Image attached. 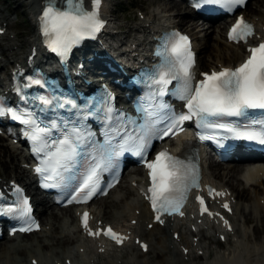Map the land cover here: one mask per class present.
I'll return each mask as SVG.
<instances>
[{"label":"snow or ice","instance_id":"1","mask_svg":"<svg viewBox=\"0 0 264 264\" xmlns=\"http://www.w3.org/2000/svg\"><path fill=\"white\" fill-rule=\"evenodd\" d=\"M102 2L92 0V8L88 9L84 0H48L41 14V31L48 49L66 58L84 40L94 39L105 24L99 11ZM245 2L201 0L196 6L218 5L232 11ZM254 33V25L241 16L230 30L229 37L236 42H247ZM248 51L250 55L239 66L203 73L204 78L194 83L195 61L189 38L176 32L166 34L156 53L160 63L142 78L141 82L150 89V96L138 107L136 118L127 117L115 109L111 104L113 97L107 92L87 103L79 113L82 118L94 116L105 122L107 139L103 146L94 148L90 132L75 125L69 127V121L62 117L47 121L42 118L43 114L58 109L79 110L74 99L63 95H28L22 88H17L20 99L26 104L31 101L39 115L31 106H8L0 98V117L9 116L25 126L23 134L30 140L32 151L39 160L35 172L44 178L45 187H71L76 195L69 203L79 197H83L81 202L91 199L99 190L102 174L112 169L126 152L141 157L151 178L146 193L157 213L156 219L162 223L160 217L165 213L180 212L183 215L180 209L190 189L197 185L198 168L167 150L147 160V150L154 137L162 139L175 134L174 129L181 128L183 122L195 119L201 129L222 130L233 139L264 143V119L252 118L255 110L264 115V42ZM26 81L23 88H44L48 84L46 80L32 76L26 77ZM174 81L175 87L170 89ZM166 95L183 101L187 111L177 114L170 105L162 102ZM160 124L164 125L162 129L157 127ZM54 130L59 133L56 137H53ZM200 138L213 137L203 135ZM85 161H88L86 167ZM14 194L16 198L4 206V193L0 192V215L23 221L26 226L19 231H32L35 222L31 217L30 202L19 187L14 188ZM198 199L204 205L202 213L209 212L204 198ZM224 208L231 210L227 203ZM88 219L89 214L85 212L82 218L85 228H88ZM90 234H106L118 243L126 239L111 226L97 232L90 231Z\"/></svg>","mask_w":264,"mask_h":264},{"label":"bare ground","instance_id":"2","mask_svg":"<svg viewBox=\"0 0 264 264\" xmlns=\"http://www.w3.org/2000/svg\"><path fill=\"white\" fill-rule=\"evenodd\" d=\"M156 1L159 4L158 8L152 12L146 11L144 20L136 21L130 37L125 39L127 36H122L123 29L117 26L116 16L113 17L114 14L107 10V0H105L102 6L103 16L113 23L112 27H115L113 34L107 32L106 37L109 35L112 42H116L117 45L111 42L110 44H104L103 41L94 42L98 43L91 46L94 51L105 54L110 47L113 54L118 51L120 54L133 55L135 51L133 53L127 51V47H131L134 43L140 46L147 45L149 38H152L154 34L150 33V30L156 27L153 23L158 19L159 23L163 24L179 25L184 22L185 30L192 29L193 31L194 29L196 46L200 52L198 63L201 66L204 64L210 68L221 64H234L244 57L245 48L242 44L229 41L227 33L224 38L222 36L224 27L227 25L226 21L230 19L227 16H220L214 21L215 23L193 21L185 24L184 15L194 14L193 9L185 1ZM181 2L186 7L182 6ZM20 3L27 4L29 8L27 12L31 14L30 16L33 15L34 18L31 17V19H34L32 23L34 25L29 30V35L20 40L17 36L20 35V31H10L14 23L11 22L9 13L0 6V22L8 29L0 39V47L1 50H10L12 53L11 56L0 59L1 82L6 77L10 63L19 60L26 50H30L32 46L39 43V32L35 20L43 5V0H22ZM248 10V15L262 26L264 24V0H258L256 8ZM210 37L216 39L215 48L212 46L214 44L209 41ZM26 45L28 48L24 50ZM100 78V76L96 77V79ZM4 138L6 137L0 134V172L5 177L11 175V179L17 178L27 183L37 201V212L42 218L44 227L29 234L24 233L0 241V264H57L59 261L68 264V258H71L72 264H101V260H104L105 264H138V254L142 250L137 243L117 249L105 242L81 238L80 229L76 224V207L74 205L65 207L47 205L44 198L38 195L32 184L29 169L23 164L28 156L24 148ZM230 163L232 162L225 164L210 159L209 164L213 171L210 172L206 168L205 177L216 184L228 185L233 190L235 211L225 212L232 220V228L215 218L213 220L201 218V223L198 225L195 221L188 223L189 219L185 217L172 219L166 226L155 223L152 228H149L148 224L153 216L147 202L134 185L135 181L142 179L141 176L132 177L131 175L124 181L122 180L117 188L96 201L97 206L95 203L92 204L93 211L97 219L112 221L120 227L125 226V229L132 228L141 239L149 241L148 252L153 248L155 253L147 256L146 261L151 262L154 258L162 256V260H154L153 264H264V229L262 226L264 222V159L262 162L254 163L248 161H242L241 164ZM223 166H226V169L222 172L220 169ZM135 171L141 173V167H137ZM214 176L219 177L220 180ZM133 218H137L135 224L132 223ZM251 220L257 222V227L253 230L245 226ZM166 228L168 231L172 230L171 236L163 233ZM174 232H179L177 238L174 237ZM214 234L218 237H226V241L223 240L226 243L224 250L219 247L212 250L204 243V239H213ZM70 243L73 245L69 246ZM127 253H129L128 256ZM106 254L108 258L105 257ZM33 258H37L38 263H33ZM200 259L203 260L202 263H198Z\"/></svg>","mask_w":264,"mask_h":264},{"label":"rangeland","instance_id":"3","mask_svg":"<svg viewBox=\"0 0 264 264\" xmlns=\"http://www.w3.org/2000/svg\"><path fill=\"white\" fill-rule=\"evenodd\" d=\"M20 2H22V0H0V6L4 9V11L9 13L10 20L12 23H14V27L10 28V31L11 32L12 31L13 32L20 31V35H17V36L20 40H22L23 38H25L26 36L29 35L28 32H29V30H31L33 28L32 25H34V24H32V23H34V19H31V17H33V15L30 16L31 14H29L27 12V11H29L27 4H22ZM257 3H258V0H250L249 3L247 4V6L245 7L246 13L247 14L249 13L248 9L254 10V8H256V6H257ZM158 5L159 4L157 3L156 0H107V7L106 8H107V10L111 11L114 14L113 17L116 16L115 21L117 23V26H121V29H123L122 36L123 37L127 36V37H125V39H128V37H130V34L132 33V29L134 28L136 21L144 20L145 17L142 18V16L143 15L146 16V11L152 12L153 10H155V8H158ZM182 6L186 7V5L184 3H182ZM25 12H27V13H25ZM251 12L253 13V11H251ZM184 17H185V24H190L193 22L192 16L184 15ZM226 22H229V20ZM183 23L179 24V26L186 29V26ZM212 23H215V22L212 21ZM223 27H224V25H223ZM112 29H113V27H112ZM226 29H227V25H226V27H224V30L222 32L223 38L227 32ZM189 31L194 33V29H193V31H192V29H190ZM209 41H211L212 44H214L212 46H213V48H215L216 47L215 46L216 39L213 37H210ZM27 48H28V45H26L24 50H26ZM17 50H19V49H17ZM20 50H22V48H20ZM11 54L12 53L10 50H7V51L2 50V53H0V56H2V58L5 59L9 55L11 56ZM12 65H13V63H10L8 70H10V67ZM201 67H202V69H208V66L204 65V64ZM1 69H3V68H1ZM4 140L8 141V139H6V138H4ZM230 164H241V163L240 162H232ZM206 165H207V170H210V172L213 171V168L209 164V159H207ZM225 169H226V166H223V167H221L220 170L223 172ZM4 177L5 176L2 175V173L0 172V178L3 179ZM10 177H11V175H7L5 178L8 179ZM215 178H217V180H220L219 177H215ZM97 205L98 204H96L95 206H97ZM98 208H100V207H98ZM56 209H58V208H56ZM48 210H50V209H48ZM48 210H47V213H48ZM245 226L247 228L251 227V229L253 230L254 228L257 227V222H256V220H251V221H248L247 225H245ZM262 226L264 229V222H263ZM171 231H172L171 229L168 231V229L166 228V230H164L163 233H168L171 236V233H172ZM214 235L215 236H213V239H204V243L207 244L208 247L210 246L212 250H216V249H218V247L221 248L222 250H224V248L226 247V243H225L226 240L223 241L224 239H221L220 237H218L217 234H214ZM26 238H28V237H26ZM0 241H2V240H0ZM73 243H70L69 246L73 245ZM154 253H155V250H153V248H151L150 252H145V253L140 252L138 254L139 256L137 259L139 261L137 263L138 264H153L152 261H154V260L155 261L162 260V256H161V257L154 258L153 260H151V262L146 261L147 256L154 255ZM128 255H129V253H127V256ZM105 257L108 258V255L106 254ZM202 261L203 260L200 259L198 261V263H202ZM101 264H105L104 260H101ZM112 264H115V263H112ZM165 264H169V263H165Z\"/></svg>","mask_w":264,"mask_h":264}]
</instances>
